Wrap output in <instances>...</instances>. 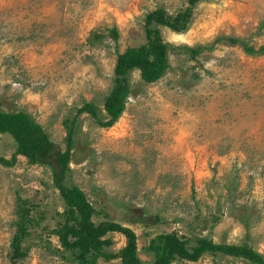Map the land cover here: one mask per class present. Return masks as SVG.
I'll list each match as a JSON object with an SVG mask.
<instances>
[{
  "label": "rangeland",
  "instance_id": "374dc122",
  "mask_svg": "<svg viewBox=\"0 0 264 264\" xmlns=\"http://www.w3.org/2000/svg\"><path fill=\"white\" fill-rule=\"evenodd\" d=\"M187 0H0V109L25 111L65 150V119L77 117L66 182L94 206V222L113 220L137 235L138 256L152 262L151 239L176 232L246 244L264 254V52L218 42L195 58L170 50L169 68L144 83L129 76L130 94L113 125L100 126L104 96L117 52L143 44L144 17L162 7L175 14ZM182 33L160 25L164 41L196 46L218 36L264 44V0H202ZM116 27V46L109 29ZM16 143L0 133V156ZM32 203L38 222L24 244L21 264H75L65 260L52 229L64 201L49 165L0 164V264H11L17 197ZM109 252L122 248L119 232L106 234ZM98 264H121L98 258ZM170 264H251L221 253Z\"/></svg>",
  "mask_w": 264,
  "mask_h": 264
},
{
  "label": "trees",
  "instance_id": "16d2710c",
  "mask_svg": "<svg viewBox=\"0 0 264 264\" xmlns=\"http://www.w3.org/2000/svg\"><path fill=\"white\" fill-rule=\"evenodd\" d=\"M199 1L202 0H187V6L180 8L173 15L168 14L162 7L147 13L144 17L145 42L116 54L112 85L103 100L107 119L101 117L93 102H86L78 108L77 115L87 111L100 126L113 125L126 107L130 94V73L135 69L138 70L144 83L159 80L170 66V50H179L188 54L190 58H195L204 50H212L216 43L227 41L229 44H240L243 50L251 55L264 52V44L255 48L246 40L232 36H218L211 43L206 42L196 46L174 45L164 41L159 26H167L177 33L185 32L190 27L193 8ZM109 33L115 44L118 38L117 28L112 27ZM76 119L77 117L74 116L70 121L64 120L67 129L66 148L60 150L55 149V144L42 125L29 113L22 110L0 109V133L11 135L16 143L10 158L0 156V164L11 166L17 161V156L22 155L31 165L45 164L51 167L54 185L64 201V209L61 212L63 220L52 229V233L57 236L61 247L57 251L65 260L75 264H98V258L103 257L107 260L119 258L121 264H146L138 256L135 231L113 220L94 222L92 217L96 210L84 191L78 185L66 182ZM17 200L15 232L11 237L9 251L11 264H21V260L27 256L29 246L24 243L31 234L32 226L38 223L32 214V203L20 196ZM111 232H119L126 239L125 245L113 252L105 249L111 244V239L106 234ZM147 249L153 252V259L149 264H170L175 260L196 261L204 253L213 255L221 253L242 258L251 264H264V254L246 244L217 243L203 236L198 237L195 244L188 245V240L174 231L157 234L151 239Z\"/></svg>",
  "mask_w": 264,
  "mask_h": 264
}]
</instances>
